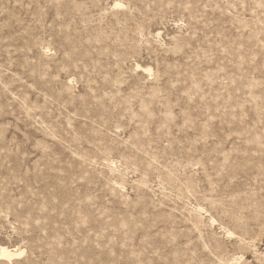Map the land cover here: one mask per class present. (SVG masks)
<instances>
[{
	"label": "rangeland",
	"instance_id": "rangeland-1",
	"mask_svg": "<svg viewBox=\"0 0 264 264\" xmlns=\"http://www.w3.org/2000/svg\"><path fill=\"white\" fill-rule=\"evenodd\" d=\"M0 264H264V0H0Z\"/></svg>",
	"mask_w": 264,
	"mask_h": 264
},
{
	"label": "bare ground",
	"instance_id": "bare-ground-1",
	"mask_svg": "<svg viewBox=\"0 0 264 264\" xmlns=\"http://www.w3.org/2000/svg\"><path fill=\"white\" fill-rule=\"evenodd\" d=\"M24 253L23 249H10L5 245H0V260L11 261Z\"/></svg>",
	"mask_w": 264,
	"mask_h": 264
}]
</instances>
